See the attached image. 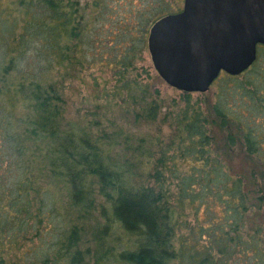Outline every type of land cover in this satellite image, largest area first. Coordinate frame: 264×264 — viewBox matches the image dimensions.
<instances>
[{
    "label": "trees",
    "instance_id": "16d2710c",
    "mask_svg": "<svg viewBox=\"0 0 264 264\" xmlns=\"http://www.w3.org/2000/svg\"><path fill=\"white\" fill-rule=\"evenodd\" d=\"M134 1L130 17L117 12ZM170 1L181 0H0V248L58 223L53 243L9 264H264V47L241 75L214 81L208 107L181 93L161 118L166 149L66 120L62 80L97 63L114 79L107 101L132 106L135 123L159 119L160 92L135 72L151 26L181 10ZM234 152L249 162L241 172Z\"/></svg>",
    "mask_w": 264,
    "mask_h": 264
},
{
    "label": "water",
    "instance_id": "95a60500",
    "mask_svg": "<svg viewBox=\"0 0 264 264\" xmlns=\"http://www.w3.org/2000/svg\"><path fill=\"white\" fill-rule=\"evenodd\" d=\"M258 47H264V0H183L147 36L158 76L184 93H206L221 73L241 75Z\"/></svg>",
    "mask_w": 264,
    "mask_h": 264
},
{
    "label": "rangeland",
    "instance_id": "374dc122",
    "mask_svg": "<svg viewBox=\"0 0 264 264\" xmlns=\"http://www.w3.org/2000/svg\"><path fill=\"white\" fill-rule=\"evenodd\" d=\"M170 2L174 7L178 6L179 9L183 6L182 0L178 4L172 1ZM141 8L139 1H134L127 3L125 6L123 4L122 7L118 8L117 12L130 17L131 10L136 11ZM114 27L115 26L108 25L109 29ZM136 68L137 72L135 73H137L138 79L143 82L151 83L160 92L161 102L164 104L161 109L162 113L156 122L150 124L144 122L135 123L132 106L123 104L120 100H113L111 102H109L110 100L107 101L106 98L108 97H105V93L112 90L114 79L111 72L100 63L84 67L77 75H74V73L71 72L70 74L73 75V77L64 80L58 78L59 81L62 80V95L66 101V120L83 127H88L98 121L100 126L92 127V131L95 133H99L100 131L113 133L121 129L126 134L134 137V139L139 137L145 138L148 142L146 146L152 145L153 149L155 148V145L159 144V141H163L164 144L160 146L166 149L167 143L172 137V128L169 127V124L163 123L161 118L164 114L173 110L174 103L180 102V95L182 92L170 87L158 76L152 65L147 49L142 53V60L137 62ZM223 75L224 74L221 73L220 76ZM214 90V86H211L206 93H202L204 94V100H206L207 107L208 103H212L213 101L212 93ZM191 95L194 99L202 96L200 93H191ZM127 110H130L131 112H128ZM213 131L215 146L223 148L224 138L222 132L217 128H214ZM157 140L159 141L157 142ZM134 142L135 141L133 140L132 144H134ZM227 161L236 172H241L249 165V162H247L238 152H234L233 157ZM7 166L8 163H1L0 178H8L9 170ZM182 168L183 166H181V169ZM39 185L43 190L46 188L48 190H57L47 179H43ZM170 189L173 193L175 192L174 186H171ZM58 195L60 201L59 205L64 209L66 204V198L63 197L64 192L59 190ZM3 197L4 199L0 202V209H3V206L8 201V197L2 196L1 198ZM61 212L63 213V211ZM182 218L187 219L189 222H193L194 219L190 210L183 212ZM90 223L93 222L90 221L88 224ZM55 224H58L57 221H55L52 226L47 218H45L42 224H37V227L40 229V236L35 237L34 230L32 231V234L27 236V240L31 239L29 241L20 235L21 238H18V242L14 243L5 236L2 242L3 248H0V257H3L6 260V264H9L11 261L18 259V257L21 258L29 248L36 249L37 247L43 246L44 242L53 243L56 238L51 231ZM88 237L89 236L87 235L84 239ZM89 246H92L91 242L89 243Z\"/></svg>",
    "mask_w": 264,
    "mask_h": 264
}]
</instances>
